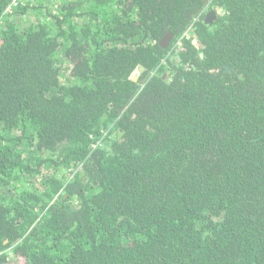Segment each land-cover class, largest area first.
Wrapping results in <instances>:
<instances>
[{"label": "trees", "instance_id": "obj_1", "mask_svg": "<svg viewBox=\"0 0 264 264\" xmlns=\"http://www.w3.org/2000/svg\"><path fill=\"white\" fill-rule=\"evenodd\" d=\"M14 262L264 264V0H0Z\"/></svg>", "mask_w": 264, "mask_h": 264}, {"label": "water", "instance_id": "obj_2", "mask_svg": "<svg viewBox=\"0 0 264 264\" xmlns=\"http://www.w3.org/2000/svg\"><path fill=\"white\" fill-rule=\"evenodd\" d=\"M215 17H216V14H215L213 11H210V12L207 14L206 18H205V22L208 23V19H214ZM171 38H172L171 33H167V34L165 35V37L160 41V46H162V47H166L167 44H168V42L171 40ZM143 71H144V67H143V66H139V67L137 68V70L133 73V75H132L131 78H132L133 80H136V79L138 78V76H139Z\"/></svg>", "mask_w": 264, "mask_h": 264}, {"label": "rangeland", "instance_id": "obj_3", "mask_svg": "<svg viewBox=\"0 0 264 264\" xmlns=\"http://www.w3.org/2000/svg\"><path fill=\"white\" fill-rule=\"evenodd\" d=\"M62 67L64 68L63 70H65L66 73H69V67L66 65V63L64 65H62ZM15 261H17V260H15ZM16 263L17 262H14V264H16Z\"/></svg>", "mask_w": 264, "mask_h": 264}, {"label": "built area", "instance_id": "obj_4", "mask_svg": "<svg viewBox=\"0 0 264 264\" xmlns=\"http://www.w3.org/2000/svg\"><path fill=\"white\" fill-rule=\"evenodd\" d=\"M15 1V0H14Z\"/></svg>", "mask_w": 264, "mask_h": 264}]
</instances>
